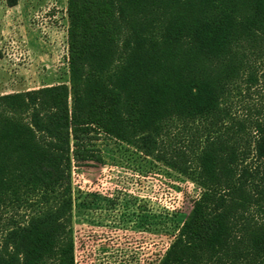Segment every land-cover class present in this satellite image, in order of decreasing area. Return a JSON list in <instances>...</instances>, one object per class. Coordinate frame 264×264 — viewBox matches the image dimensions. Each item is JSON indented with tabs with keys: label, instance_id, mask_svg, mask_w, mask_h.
Wrapping results in <instances>:
<instances>
[{
	"label": "trees",
	"instance_id": "16d2710c",
	"mask_svg": "<svg viewBox=\"0 0 264 264\" xmlns=\"http://www.w3.org/2000/svg\"><path fill=\"white\" fill-rule=\"evenodd\" d=\"M67 4L68 83L0 95V264H75L73 171L104 138L201 190L160 264H264V109L235 103L264 84V0Z\"/></svg>",
	"mask_w": 264,
	"mask_h": 264
},
{
	"label": "rangeland",
	"instance_id": "374dc122",
	"mask_svg": "<svg viewBox=\"0 0 264 264\" xmlns=\"http://www.w3.org/2000/svg\"><path fill=\"white\" fill-rule=\"evenodd\" d=\"M17 2L0 0V95L68 83L67 0ZM235 103L257 119L264 84ZM98 146L104 164L73 171L75 264H160L200 188L125 144Z\"/></svg>",
	"mask_w": 264,
	"mask_h": 264
}]
</instances>
